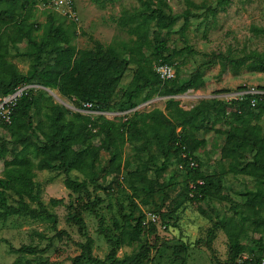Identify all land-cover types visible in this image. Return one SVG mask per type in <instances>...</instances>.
<instances>
[{"label": "trees", "instance_id": "obj_1", "mask_svg": "<svg viewBox=\"0 0 264 264\" xmlns=\"http://www.w3.org/2000/svg\"><path fill=\"white\" fill-rule=\"evenodd\" d=\"M3 1L6 3L0 7V93L10 92L23 83L46 87L54 85L76 109L52 101L47 106L45 118L36 120L35 115L43 97V90L35 93L36 88L19 99L12 122L0 124V159L5 160V172L0 176V219L14 214L28 215L33 219L45 217L53 221L56 229V215L41 200V188L35 180L36 168L63 172L64 184L69 190L78 194L84 192L83 207L96 215L98 231L111 245V250L104 258L94 255L93 238L86 221L80 212L75 211L74 205L68 203L67 220L76 224L85 237L84 241L79 242L80 252L72 257L70 264H84L85 261L96 264H143L150 259L152 250L158 252L160 246H169L168 240L159 237L157 219L146 220V214L136 216L130 212L124 215L127 226H120L114 218V228L118 230L115 233L104 225V217L98 212L104 198L97 194L100 188L99 174L103 167L101 150L104 148L109 152L110 171L120 174L123 167L120 162V142L140 140L150 126L156 130L154 136L158 138L162 153L168 159L174 156L183 171L184 198L189 201L222 200L224 197L219 194L220 176L205 172L196 153L205 139L194 138L193 131L206 121L209 122L207 129L226 136L221 153L230 159L227 171L243 174L257 182L254 189L245 192V204L253 222L264 225V128L259 122H252L253 118L264 116V96L247 93L243 98H204L189 109L176 104L169 115L158 108L145 113L133 109L141 102L140 97L142 101L148 100L154 90L159 88L171 95L197 89L205 82L203 67L207 65L219 64V75L238 73L245 67L264 72V50L251 49L239 55L229 51L201 52L207 59L192 70L187 78L181 79L176 73V76L163 80L155 70L156 63L173 65L176 72V54L183 51L187 54L199 53L187 43L181 50L169 45V37L179 16L172 11L167 0H139V9H123L117 23L127 30L131 38L114 40L105 45L90 35L94 43L91 48H78L72 41L77 36L76 30L69 33L62 24L56 22L53 13L48 14L44 33L39 38L33 33L34 24L26 21L28 14L25 11L29 0H0V3ZM94 1L106 3L115 0ZM231 2L185 0V8L181 13V33L184 34L190 28L193 19H199L201 24H206L203 28V36L206 37L207 24L215 21L217 15L225 11ZM70 22L76 24L73 20ZM251 30L264 35V26L253 25ZM21 41L29 45L23 55L35 58L26 73L21 72L17 64L8 58L11 46ZM131 65L132 78L122 87L121 79ZM118 91L120 97L115 99ZM254 95L257 97L256 104L252 106L251 98ZM87 103L91 105L87 106ZM173 103H176L173 98L167 99L168 105ZM110 109L133 111L130 115L124 114L119 120L102 115L94 117L82 111L103 112ZM220 122H225L228 128L216 127ZM3 131H9L10 137H4ZM7 155H11V158L7 159ZM190 157L196 165H190ZM35 158H38L36 162ZM72 170L81 172L84 178L72 177ZM128 175L134 196H139L143 191L150 196L163 193L164 198L169 197L168 190L172 182L160 180L158 171L152 177L137 167L129 171ZM90 183L93 184L92 189L89 188ZM9 195H13L14 202H10ZM50 202L57 205L64 203V200L51 198ZM107 207L110 208V202ZM159 217L160 222L167 227L169 222L165 218L170 217L169 211L161 212ZM220 229L227 235V255L225 259H220L214 254L216 264H262L264 236L255 239L261 252L247 255L248 248L243 241L246 236L244 224L238 225L232 218L214 221L207 228L206 236L201 240L198 238L194 244L205 245L213 251V239ZM62 233L58 230L56 235ZM144 235L147 238L142 240ZM1 242L8 243V240L1 238ZM126 242H138L140 246L133 253L117 256L118 248ZM9 247L19 255L11 264H18L23 254L41 251L38 246L31 244L15 247L9 243ZM171 247L172 255L179 260L177 264H187L185 253L190 245L180 242Z\"/></svg>", "mask_w": 264, "mask_h": 264}, {"label": "rangeland", "instance_id": "obj_2", "mask_svg": "<svg viewBox=\"0 0 264 264\" xmlns=\"http://www.w3.org/2000/svg\"><path fill=\"white\" fill-rule=\"evenodd\" d=\"M200 2L203 0H195ZM211 1V0H208ZM172 11L179 16L178 23L169 37L171 48L181 50L185 43L192 46L199 53L187 54L181 52L176 54L174 60L177 62L176 73L181 79L187 78L192 70L197 68L206 56L201 52L223 51L233 54H242L251 49L264 50V35L255 34L251 27L264 26V0H232L225 11H221L215 21H211L207 30V36H203V28L206 24H201L199 19H193L191 26L184 34L180 31L182 22L181 13L185 8V0H167ZM5 1L0 3V7L5 6ZM21 5V2L19 3ZM139 0H115L114 2H96L94 0H74L78 20L76 24L64 18L61 14L48 3L41 0H29L26 5L28 14L27 23H33V33L43 35L48 14L53 13L56 22L62 24L69 33L76 30L77 36L73 38V43L78 48L94 47L92 37L100 40L105 45L114 40L122 41L131 38L126 29L121 28L117 23V18L123 9L130 11L139 9ZM22 7V5H21ZM29 49L26 41H21L11 46L9 59L14 61L21 72L26 73L35 62V58L23 55ZM133 65L122 77L120 86H126L133 75ZM220 65L212 64L203 67L204 84L197 89H189L184 93L176 95L168 94L163 90H154L152 97L142 101L139 98L137 110L140 113L148 112L154 108L161 109L164 113H170L171 108L176 104L189 109L199 103L204 98H226L227 94L237 92L246 88L264 87V72L242 68L238 73L226 72L219 75ZM38 86L35 93L42 90L40 108L35 119L45 118L47 106L52 101L59 100L52 94L58 95L66 104L65 106L76 109L73 103L63 97L56 86ZM228 89V90H224ZM52 91V92H51ZM120 92L115 95L119 98ZM51 96V97H49ZM183 97V98H182ZM187 97V98H186ZM173 98L176 103L167 104V99ZM61 103V102H59ZM62 104V103H61ZM64 105V104H63ZM92 114L94 117L102 115L108 119L119 120L124 114L132 113L133 110L117 111L115 109L103 112L95 110H82ZM252 122H259L264 128V116L259 119H252ZM209 122L204 121L199 129L193 131L196 139H205V143L197 148V156L202 165L201 168L211 174L220 176L221 188L219 194L224 199H199L189 201L184 198L182 193L183 171L178 165L174 156L168 157L162 153L155 131L150 126L140 140L128 139L120 142V162L122 172L117 174L110 171L109 152L104 148L101 150V165L103 166L99 174L100 188L97 194L104 198V202L98 207V212L104 217V225L108 226L114 233L118 232L114 228L113 220L116 218L120 226H127L123 216L133 212L139 214L152 213L156 215L158 225V235L161 239L168 240L169 246L162 245L158 252L152 250L150 259L143 264H177L179 262L172 255V245L186 242L190 245L185 253L187 264H216L214 254L220 259H225L227 255V235L220 229L213 239V251L205 245L194 244L198 239L206 236L207 228L218 220H229L238 225L244 224L246 236L244 242L247 245V255L258 254L261 252L255 239L264 236V225H256L253 218L246 208L245 192L254 189L257 182L240 173L227 171L230 159L223 157L221 153L225 142V135L206 128ZM218 128H228L225 122L216 124ZM4 137H10L9 131H3ZM172 155V154H171ZM165 156V157H164ZM7 159L11 155L6 156ZM35 162L38 158L34 159ZM127 165V167L125 166ZM139 167L142 171L154 177L155 172L160 173V180L172 182L169 197L164 198L163 193H155L150 196L141 191L139 196H134L130 184L128 172ZM5 172V160L0 159V176ZM70 175L74 178L83 179L84 175L76 170H72ZM65 174L52 169H37L35 180L41 188V200L47 208L57 217V228L53 227L51 219L42 217L33 219L28 215L14 214L7 218L0 219V239L5 238L7 242L0 243V263L11 264L18 258V253L12 252L9 243L15 247L21 244H31L38 246L41 251L35 254H23L18 264H70L73 256L81 250L79 242L85 240L78 226L67 220V204L72 203L76 212H80L87 224L90 235L93 238L92 249L94 255L104 258L111 250V245L103 234L99 233V222L96 215L83 207L84 192L73 193L64 184ZM93 188V184H89ZM130 198L129 196H132ZM51 198H63L64 203L53 205ZM10 202H14L13 195H9ZM110 202V208L108 204ZM236 210V212H235ZM169 211L170 217L167 227L160 222V213ZM238 211V212H237ZM61 230L62 234L56 232ZM147 238L142 236V240ZM138 242L124 243L117 250V256L130 254L138 250ZM84 264H96L85 261ZM240 264V263H239Z\"/></svg>", "mask_w": 264, "mask_h": 264}, {"label": "built area", "instance_id": "obj_3", "mask_svg": "<svg viewBox=\"0 0 264 264\" xmlns=\"http://www.w3.org/2000/svg\"><path fill=\"white\" fill-rule=\"evenodd\" d=\"M44 4L48 3L50 6H53L61 15L66 18L77 21L79 18L77 16L76 10L74 8V0H41ZM155 70L159 74L160 78L163 80L170 79L175 75V68L173 65H170L166 62H158L155 64ZM38 88V85L35 83H23L17 85L13 90L7 93H0V124L6 125L10 124L13 119V114L15 107L19 99L27 94L31 89ZM252 93L260 96H264V88H246L233 92L226 95V99L233 97L243 98L245 94ZM256 96L254 95L251 98V105L255 106ZM87 106H90L91 103H87ZM190 165H196V162L190 157ZM202 182V181H201ZM147 220L156 221V215L149 213ZM261 263L264 264V255L261 256Z\"/></svg>", "mask_w": 264, "mask_h": 264}, {"label": "water", "instance_id": "obj_4", "mask_svg": "<svg viewBox=\"0 0 264 264\" xmlns=\"http://www.w3.org/2000/svg\"><path fill=\"white\" fill-rule=\"evenodd\" d=\"M45 88L48 89V90H50L48 87H45ZM52 94L59 100V102H61L64 105L66 104L58 95H56L55 93H52ZM136 108H137V106L134 107L133 109H136Z\"/></svg>", "mask_w": 264, "mask_h": 264}, {"label": "crops", "instance_id": "obj_5", "mask_svg": "<svg viewBox=\"0 0 264 264\" xmlns=\"http://www.w3.org/2000/svg\"><path fill=\"white\" fill-rule=\"evenodd\" d=\"M38 86H41V85H39V84H37Z\"/></svg>", "mask_w": 264, "mask_h": 264}, {"label": "bare ground", "instance_id": "obj_6", "mask_svg": "<svg viewBox=\"0 0 264 264\" xmlns=\"http://www.w3.org/2000/svg\"><path fill=\"white\" fill-rule=\"evenodd\" d=\"M183 98V97H182ZM187 98V97H186Z\"/></svg>", "mask_w": 264, "mask_h": 264}]
</instances>
